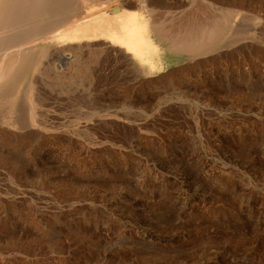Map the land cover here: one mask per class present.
Here are the masks:
<instances>
[{"label":"rangeland","instance_id":"rangeland-1","mask_svg":"<svg viewBox=\"0 0 264 264\" xmlns=\"http://www.w3.org/2000/svg\"><path fill=\"white\" fill-rule=\"evenodd\" d=\"M165 1L233 23L186 76L38 39L1 81L0 264H264V0Z\"/></svg>","mask_w":264,"mask_h":264},{"label":"bare ground","instance_id":"bare-ground-1","mask_svg":"<svg viewBox=\"0 0 264 264\" xmlns=\"http://www.w3.org/2000/svg\"><path fill=\"white\" fill-rule=\"evenodd\" d=\"M186 1L192 4L195 0ZM178 2L181 3L179 0ZM131 4L135 6H132ZM163 5L167 9L170 4L165 0H98L96 3H90V0H0V33L4 32L7 27H10V25L17 26L21 29L20 38L17 40H4L0 37V52L7 51V49L13 47L12 53L0 57L2 58L0 59V83L1 81H4L5 83V81H10L14 78L19 65H17V62L15 63V60H23L26 58L27 60L21 62L19 67L23 68L27 65V61L31 59V57H29L30 53H32V50L27 48V45H29V42L38 39H48L49 41L57 42V44L61 42H63V44L64 42L71 44L85 42L87 45H91V43L99 42L101 45L114 49L117 48V50L119 49L121 51L123 50L138 64L141 70L149 76L161 71L167 66V57L171 56L180 60L177 61V63L183 61L177 69L178 71L182 70V73L187 66L184 64L190 63L194 58L199 57L207 50L215 47L218 39L226 32V29L230 28L233 24H230V22H228V16L226 17V15H224L221 18L212 19L209 24L204 22L203 24L202 22L198 24H190L189 22L185 29L183 27V31L180 32L179 29L178 31H172V28L163 26L160 20L158 22L157 20L151 22L148 19L156 13L154 11L156 9L158 10L157 7ZM128 6L144 9V12L132 8L128 10L126 9ZM208 10L210 11V9ZM167 11H169V9ZM199 11L201 10L199 9ZM161 13L163 15L168 12L165 11L164 13ZM161 13L157 14L160 18ZM188 13L190 15V12ZM169 14L168 17L171 18V12ZM154 16L156 15H153L152 17ZM231 18L233 17L231 16ZM168 20L170 21V19H167V21ZM180 22H182V20H180L179 23ZM16 45L19 47L17 48ZM14 46L17 49H14ZM32 49L34 50L35 48ZM210 53H212V51H210ZM193 62L195 61L193 60ZM196 62L198 61L196 60ZM193 64L195 66V63ZM194 66H192L193 69H195ZM189 67H191L190 64ZM196 67L197 69L200 68L198 64ZM190 71H192V68ZM175 73L178 72L175 70ZM183 73L185 74L186 72ZM187 75H189V73ZM179 77H181V75ZM171 78L173 81L175 80V78ZM142 87H144V85ZM10 127L11 126H9V128Z\"/></svg>","mask_w":264,"mask_h":264}]
</instances>
